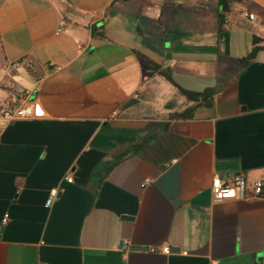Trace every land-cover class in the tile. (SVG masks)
Instances as JSON below:
<instances>
[{"label": "crops", "instance_id": "0c3cea01", "mask_svg": "<svg viewBox=\"0 0 264 264\" xmlns=\"http://www.w3.org/2000/svg\"><path fill=\"white\" fill-rule=\"evenodd\" d=\"M219 12L0 0L2 55L33 109L0 133V264H264V200L210 190L264 184V49L246 61L264 45V0H230L220 31Z\"/></svg>", "mask_w": 264, "mask_h": 264}, {"label": "built area", "instance_id": "2783aa9c", "mask_svg": "<svg viewBox=\"0 0 264 264\" xmlns=\"http://www.w3.org/2000/svg\"><path fill=\"white\" fill-rule=\"evenodd\" d=\"M249 20H254L253 14L246 15ZM62 30V28L60 29ZM30 91H22L21 100L19 103H14L12 106L3 109L0 112V133L9 124L20 121L27 120L33 117V109L31 103L27 100ZM68 183L72 182V177L69 175L65 178ZM212 200L214 202H222L227 200H264L262 193H264V184L261 182L249 183L242 177H237L232 181L223 182L219 178H214L210 185ZM59 194L58 190H52L49 194L47 200V206H50L52 202L57 198ZM6 219L3 220L5 222ZM150 252H160L161 254H169V248L167 246L161 249H150Z\"/></svg>", "mask_w": 264, "mask_h": 264}, {"label": "trees", "instance_id": "16d2710c", "mask_svg": "<svg viewBox=\"0 0 264 264\" xmlns=\"http://www.w3.org/2000/svg\"><path fill=\"white\" fill-rule=\"evenodd\" d=\"M237 1L240 2L241 0H237ZM219 8H220V12L218 15V29L220 31L222 26L225 24V19H226L227 15L230 13V0H219ZM109 14H111L110 11L107 13V16ZM258 43H264V40H261L257 37H254L253 44L256 45ZM261 49H264V45H262L260 47L255 46L252 49L251 53L246 58V61L253 60L255 55L257 54V52ZM136 55L143 62L144 66L147 69H149L152 73H156V74L162 76L168 82L175 85L170 73L166 69H163L160 65L156 64L155 62H153L152 60H150L149 58H147L146 56H144L138 52H136ZM181 92L183 93V95H185L191 101H195L198 98L205 100L208 97H210V95L212 94V91H210V90L205 91L202 94L188 92V91H184V90H181ZM192 110H193V108H189L187 111L183 112L182 114H179L178 117L179 118L185 117L186 115H189V113ZM262 196H264V193H262Z\"/></svg>", "mask_w": 264, "mask_h": 264}, {"label": "rangeland", "instance_id": "374dc122", "mask_svg": "<svg viewBox=\"0 0 264 264\" xmlns=\"http://www.w3.org/2000/svg\"><path fill=\"white\" fill-rule=\"evenodd\" d=\"M21 96L22 92L18 100L13 81V67L3 58L0 45V112L16 102L19 103Z\"/></svg>", "mask_w": 264, "mask_h": 264}, {"label": "water", "instance_id": "95a60500", "mask_svg": "<svg viewBox=\"0 0 264 264\" xmlns=\"http://www.w3.org/2000/svg\"><path fill=\"white\" fill-rule=\"evenodd\" d=\"M120 246L122 247V246H123V244L121 243V244H120Z\"/></svg>", "mask_w": 264, "mask_h": 264}]
</instances>
